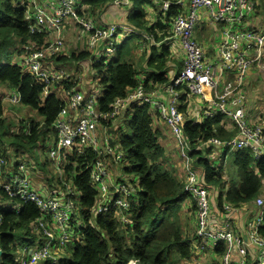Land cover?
I'll use <instances>...</instances> for the list:
<instances>
[{"label":"trees","instance_id":"obj_1","mask_svg":"<svg viewBox=\"0 0 264 264\" xmlns=\"http://www.w3.org/2000/svg\"><path fill=\"white\" fill-rule=\"evenodd\" d=\"M114 1L79 0L78 14H89V10L84 11L83 6L95 10L111 5ZM170 2L171 6L164 12L161 9L162 0H129V13L124 26L137 33L126 36L117 44L111 61L93 64L94 68L105 74L101 82L106 91L98 99L101 113L109 114L115 100L128 96L140 82L150 92L169 86L175 67L180 72L184 54H172L170 43L177 41L173 38L174 19L180 13H186V9L177 3L178 0ZM33 19L34 9L30 6V0H0V86L17 93L21 103L44 117L43 122L32 119L27 123L20 122V126L16 127H20V130H16L17 133L11 131L3 117L1 102L6 101L3 98L7 94L0 97V159L5 161L0 167V249L3 251L0 264H18L16 258L22 247L42 241L43 234L35 230L33 224L43 213L35 203L11 196L4 185L15 174L24 172L30 180V190L38 195L44 194V183L43 189L36 188L32 183V176L42 171L37 170L34 165L36 161L29 153H33L35 146L46 141L55 145L57 133L54 123L65 106L55 93L46 96L44 84L34 74L26 71L21 62L26 46H30L31 42L39 45L45 42L46 33L31 32ZM136 50L140 56L136 55ZM12 53L19 55L18 62L12 61ZM62 55L57 57L58 61H81L90 56V52H74L70 58ZM140 73L146 76L144 81L139 80ZM247 85L249 86L248 79ZM183 88L179 86L176 89ZM184 94L179 109L186 118L184 128L191 142V156L195 165L203 170L201 184L208 189L210 206L211 194L217 190L220 191L217 192L220 194L217 200L220 208H225L224 204L232 208L240 207L263 196L264 157L256 158L250 150L232 151L239 183L227 188L228 177L225 178L224 164L219 166L213 160L220 155L226 156L229 151L219 154L217 146L208 142L211 139L233 138L238 130H227L221 114L202 120L198 98H191L187 92ZM155 113L161 118L159 112ZM153 116V109L149 104L131 103L118 117L99 120L98 129L100 124L106 127L109 135L115 136H110L111 144L124 153L122 164L118 165L122 170L121 174L126 177L133 175L129 182L132 188L129 209L124 210V213L116 208L96 213L99 191L92 182L91 168L101 156L94 148L85 147L82 154L63 150L62 166L68 175H74V184L81 191L79 203L82 209L80 214L75 203L77 208L69 230L80 232V236L65 245V252L70 254L66 264H129L130 261L137 264H182L190 258L198 223L196 233L187 235L181 209L187 200L192 201L195 206L194 199L185 190V178L182 180L176 173V168L171 167L168 153L160 140L161 133L154 128ZM161 120L166 123L162 118ZM102 143L103 141L101 145ZM199 144L201 147L198 148ZM125 180L120 178L119 182ZM113 194V188L110 187L108 198ZM223 194H226L225 197ZM190 210L194 215L197 208L192 207ZM226 212L227 220L224 221L223 228L214 230L211 222L210 228L221 232L232 230L237 235L230 218H227V209ZM122 215L128 217V223L122 221ZM156 219L158 221L155 223ZM258 232L264 237V217ZM217 247L218 253L224 257L228 247L226 242H219ZM231 261L237 262L233 258ZM61 262L62 258L59 264Z\"/></svg>","mask_w":264,"mask_h":264},{"label":"built area","instance_id":"obj_2","mask_svg":"<svg viewBox=\"0 0 264 264\" xmlns=\"http://www.w3.org/2000/svg\"><path fill=\"white\" fill-rule=\"evenodd\" d=\"M114 3L125 4L129 3V0H115ZM177 3L186 9V13L177 15L173 23V38L178 37L181 40L184 54L182 70L173 77L169 86L150 92L145 84L140 82L128 96L115 100L109 114L99 111V97L96 94L84 96L74 88H65L64 85L71 80L69 75L63 70L48 68L45 61L47 58L58 57L67 51L62 40L51 41L42 49L26 46L21 62L26 71L34 74L44 84L46 96L50 94L52 86L59 84L64 88L73 106L82 110V116L76 121L63 117L64 110L57 118L54 123L56 143L50 150V156L57 161L58 166L63 161L64 149L82 154L85 147H92L101 156L91 168L92 182L99 191L97 214L111 208L124 213V210L129 209V197L132 194L128 182L115 185L110 182L105 157L112 159L113 163H118L122 161L124 153L111 144L109 135L104 137L101 145L97 136L99 120L118 117L131 103H147L160 113L177 140L180 157L185 164V190L191 194L197 208V237L201 247L204 249L209 245L217 246L219 242L224 241L228 247L223 264H239L231 261L232 247L235 244L242 245L243 239L233 234L232 230L221 232L210 228L209 192L201 184V176H198L196 169L191 166L194 161L191 156L192 146L185 133L186 118L179 107L184 93L187 92L191 98L196 97L201 103L202 120L221 114L224 119L228 118L234 123L226 125V129L237 128L236 136L227 140L211 139L208 142L217 146L219 154L221 148H226L229 152L250 150L256 158L264 157V110L255 107L247 95V78L252 68H258L264 78V24L259 28L248 26L254 24L253 21H247L253 18L257 8L253 0H178ZM30 6L34 9V19L30 26L33 33L45 34L50 29L59 31L63 22L73 18L81 31L79 39L85 37L87 51L93 53L92 64L111 61L117 44L126 36H134V33H137L134 29L118 23L101 26L93 19H86L85 15L78 14L79 0H30ZM170 6V0H162V11L167 12ZM50 9H53L52 16L48 14ZM201 10L206 11V22L209 25L222 27V38L216 45V54L213 57L208 55L207 49L195 38ZM179 86L184 88L177 90ZM3 99L11 104L21 103L20 96L15 92ZM4 163L1 158L0 167ZM21 170H24L23 166ZM112 186L114 194L108 198ZM4 187L11 196L35 203L43 213L33 224V228L43 234L42 241L22 247L16 258L17 263L36 264L45 261L46 264H59L65 245L80 236V232L69 230L76 208L70 197L77 196V191L69 188L63 200L45 198L30 190V180L24 172L15 174ZM256 203L264 208V197L259 196ZM225 208L232 209L227 205ZM121 219L124 223L129 222L125 215H122ZM262 220L263 217L259 216L250 234L251 240L261 248L259 264H264V237L258 232ZM242 252L244 253V250ZM130 263L137 264L135 261Z\"/></svg>","mask_w":264,"mask_h":264},{"label":"crops","instance_id":"obj_3","mask_svg":"<svg viewBox=\"0 0 264 264\" xmlns=\"http://www.w3.org/2000/svg\"><path fill=\"white\" fill-rule=\"evenodd\" d=\"M58 0H43V2H57ZM256 3V10L255 14L252 16V19H248L249 21H253L254 24H250L248 26H256L257 28L261 27L264 24V0L262 1V5L260 6V2L258 0H253ZM129 4L130 3H125ZM124 4H117L113 3L111 5H108L106 7L98 9V13L100 14L99 16V24L97 25H110V24H124L126 23V19L128 16L127 10H123V7H121ZM84 9H91L90 7L83 6ZM48 14L52 16L53 9L48 10ZM154 14V12H152ZM81 34L80 28L78 25L75 23L73 18L67 19L65 22L61 24V28L59 31H56L54 29H50L46 33L45 37V42L42 45L37 44L36 42H31L30 48H37V49H42L45 48V46L54 40L60 39L63 41L65 45H67V39L70 41L69 45L73 46L74 49L70 52V50H67L62 56H67L70 58L71 54L76 52V53H81V52H88L87 51V43H86V38L82 37L79 39V36ZM195 38L198 42H200L209 52H212V55H208L213 57L215 55L214 52V47L218 44L220 39L222 38V27L220 26H215V25H209L205 26L204 24H200L197 26L195 29ZM177 41L170 43V50L172 54H175L176 52H181L182 53V44L181 40L178 37H175ZM61 56V57H62ZM58 58H47L45 61L47 63L48 68H53L54 70H63L67 75H69L71 79V83L68 84V88H74L77 91H80L83 93L84 96H88L91 93L92 89V83H89L86 81L87 76L90 73V67L94 68L92 65L88 64L85 62L83 63L84 68L87 65V68H82L79 73H76V70L79 69L77 68L78 65H80L81 61H75V60H65V61H58ZM70 62L73 65V71L69 70L64 63ZM78 64V65H76ZM81 63V66H83ZM181 70H182V63H181ZM180 70V71H181ZM180 72H174L173 77L177 75ZM85 75V76H84ZM139 80L144 81L143 79L146 77L142 73L139 74ZM172 77V79H173ZM249 77L253 78L251 82H249L250 85H254V83H259L257 86V89L255 92H259L256 95H250V88L248 86L247 89V95L249 96L250 101L253 103L255 107L262 108L264 110V90L263 92L260 91V88L262 86L264 87V83L262 84L264 78L261 76V73L258 68H252V70L249 73ZM257 79V80H255ZM172 81V80H171ZM250 81V79H249ZM4 87V86H1ZM54 87V86H53ZM53 92L51 90V93H55L58 98H60L65 106H64V113L62 114L63 117L76 121L80 116H82L83 112L80 109H77L73 106L71 103L70 99L66 96L64 88L61 86V88H53ZM6 88V87H4ZM153 120H154V128L156 130H159L161 133V143L165 147L168 156L170 158V163L171 167H175L176 171L178 172V167L182 165V158L179 156L177 152V140L175 139L174 135L171 132L170 127L162 122L161 118L155 111L153 110ZM264 115V114H263ZM225 125L230 126L234 125V123L230 120L225 119ZM233 129L230 128L229 131H232ZM109 135V131L106 127L99 125V129L97 130V136L99 140L103 141L104 137L106 135ZM112 136L113 135H109ZM174 137V140H173ZM114 138V137H113ZM112 161L107 162V168L110 173V182L111 184L115 185L120 181V178L125 179L126 177L124 174L122 176L118 174L116 176V170L119 168L118 164H112ZM174 168V169H175ZM182 172H183V167H180ZM197 170L200 173V176L202 178L203 175V170L199 167H196ZM115 170V171H114ZM37 174H42L41 172L36 173L35 175L32 176L33 179V185L38 188V189H43V183L37 181L36 175ZM184 174V172H183ZM180 177V175H179ZM185 177V176H184ZM181 178V177H180ZM113 188V186H112ZM218 193H220L219 190H217ZM212 193L211 194V219L210 222L212 223V227L214 230H218L223 228L225 224L226 219V208L222 207L220 208L219 205L217 204V200H219L220 194L218 193ZM226 194H223V197H225ZM264 197V183H263V193ZM185 203V206L182 207L181 209V217L182 214L187 216L188 222L184 224V228L187 235H189L191 232L196 233V226L195 230H192L187 226V224L190 222L189 218V211L192 214V220L193 222L196 223L197 225V217H196V211L195 214L193 215L192 210L190 208L195 206L193 205V202L190 200H187ZM184 205V204H183ZM226 206V204H224ZM229 211V216L227 218H230L231 224L235 227V230L237 232V236L241 237L243 239V244L242 245H237L232 247V258L233 260L237 261L236 263L239 264H259V257H260V251L261 248L257 243H254L251 238L250 234L254 230V223L257 221L259 216L264 217V208L259 207L256 203V200H253L251 203L243 204L240 207L232 208ZM213 230V231H214ZM224 245V244H223ZM220 247V246H219ZM218 247L217 246H212L209 245L206 248H202L200 244V240L196 237L195 238V243L193 244L192 247V252L191 256L189 259L184 260L182 264H223V257L218 253L217 251ZM244 250V253L242 252ZM64 252V251H63ZM62 252V254H63ZM36 264H41V263H36Z\"/></svg>","mask_w":264,"mask_h":264},{"label":"rangeland","instance_id":"obj_4","mask_svg":"<svg viewBox=\"0 0 264 264\" xmlns=\"http://www.w3.org/2000/svg\"><path fill=\"white\" fill-rule=\"evenodd\" d=\"M258 1L260 2V6H261L262 5V1L261 0H258ZM128 5L129 4L122 5L121 6V7H123L122 11L123 10L124 11L127 10V12H129ZM131 8H132V6H131ZM84 11H86V9ZM88 13L89 14H85V18L86 19H93L97 24H99L98 22H99L100 14L98 13V8H96L95 10L89 9ZM206 16H207L206 11L205 10H201L200 11V23L198 25L204 24L205 26H208V23L206 22ZM247 21H248V23H251V21H249V20H247ZM118 24H120V23H118ZM121 25H124V24H121ZM69 42L70 41L67 39V45H66L65 51L66 50H70V52H71L72 50H75V49H74V45L73 46L69 45ZM214 52L216 54V46L214 47ZM135 53H136L137 56H140L138 50H136ZM23 54H24V52H23ZM209 54L212 55V52H209ZM11 55H12V61H14V62H18L19 61V59H20L18 57L19 55L17 56V54H15V53H12ZM92 59H93V53L91 52L90 56H88L85 60H81V63L83 65V63L86 62L87 65L90 64V65L93 66ZM173 62H174V59H173ZM81 63H80V65L76 64V65H78L77 68H79V69L76 70V73H79L80 70L82 68H84V65L81 66ZM172 63L170 64L171 67H172ZM176 63H177V61H175V66H177ZM64 65L69 70H71V71L74 70L73 69V65L74 64H72L70 62H66V63H64ZM87 65L85 66V68H87ZM174 70H175L174 72H177L178 69L175 67ZM104 76H105V74H104L103 71H99L96 68H91L90 67V73H89V75L86 78L87 82L92 83L91 93L96 94L99 98L102 97L104 92L106 91V87L101 82V80L103 79ZM224 77L226 79V76H224ZM247 79L248 80L250 79L249 82H251L253 80L252 77L251 78L248 77ZM255 80H257V79H255ZM70 83H71V80H70V82L66 83L64 85V87L68 88L67 86ZM263 83H264V80H263L262 84ZM258 84L259 83H254V85H250L249 86L250 92H251L250 93L251 98H252V95H256L257 93H259V92H255L256 89H257ZM54 87L55 88H61V86L59 84H55ZM51 90L53 92L52 88H51ZM263 90H264V87L262 86V88H260V91L263 92ZM11 93H12V91H7L4 87L0 86V97L1 98L4 97L6 94L10 96ZM1 102H3L2 105H3V108H4L3 117L6 119V124L9 125L11 131H14V132L17 133V131L20 130V127L17 128V129H16V127L20 126V124H21L20 122L27 123L31 119L35 120V121H40V122L44 121V117L42 115H40L37 111H35V110L29 108L28 106L24 105L23 103L11 104L8 101H1ZM226 120H230V119L226 118ZM173 140H174V137H173ZM55 143H56V138H55ZM51 149H52L51 143L46 141L44 143H40L37 146H35L34 149H33V153H29V155L31 157H33L34 160L36 161L34 163V165L36 166L37 170L42 171L41 172L42 174H37L36 175L37 181L42 182V183L45 184V186H44V189H45L44 190V194H42V195H44L47 198H53L52 196H55L56 199L63 200L64 197H65L66 192L68 193V189L69 188H73L75 191H77V196H74V197L72 196L70 198L74 201V203L77 204V207H78V208L76 207L77 211L80 209V214H82L81 204L79 203L80 196H81V191L74 184V175L70 176V175H68L65 172V170H64V168L62 166L63 162H61V164L59 163V166H57V161L52 159L51 156H50V150ZM176 149H177V152H178V154L180 156L178 143H177V148ZM225 151H228V149L221 148L220 149V154L225 153ZM69 152L71 153V151H69ZM106 161L108 163H109V161H112L111 163L113 164V160L110 159V158H107ZM213 161H214L215 164L217 163L219 166L222 163L224 164L223 169H224V172L226 173L225 178H226V176L228 177L227 188L231 187L232 184H235V183L238 184L239 183L238 170H237L236 165L234 164L233 155H232L231 152H229L227 154V156L220 155V157H217ZM194 162L195 161H193L191 163V166L196 169V171L198 173V176H200V173L197 170V168H196L197 166L195 165ZM114 164L121 165L122 163L118 162V163H114ZM180 167H183L184 174H183V172H182ZM184 167H185V164H184V161H183L182 165L178 167L179 175H180L182 180H184V178H185L184 176L186 175ZM175 171H176V169H175ZM121 172H122V170L120 168H118L116 170V176H118V174H120L122 176ZM176 173L178 174V172H176ZM129 175H130L129 177H124L126 179L125 181H127L128 183L133 179L132 178L133 175L132 174H129ZM262 182L264 183V179H262ZM185 204H187V203H184L183 206H185ZM79 217H80V219L82 218L81 215ZM189 218H190V222L187 224V226L189 228H191L192 230H195L196 223L193 222L192 214L190 213V211H189ZM157 221H158V219L155 220V223ZM187 222H188L187 216L182 214V223L186 224ZM184 230H185V228H184ZM71 249H72V246H71ZM63 251H64L63 254L61 253V258H62V262L61 263L62 264H66L69 261L70 254H69L68 251L65 252V249ZM40 263L41 264H46L45 261H42Z\"/></svg>","mask_w":264,"mask_h":264},{"label":"water","instance_id":"obj_5","mask_svg":"<svg viewBox=\"0 0 264 264\" xmlns=\"http://www.w3.org/2000/svg\"><path fill=\"white\" fill-rule=\"evenodd\" d=\"M3 254V251L0 249V263H1V256Z\"/></svg>","mask_w":264,"mask_h":264}]
</instances>
